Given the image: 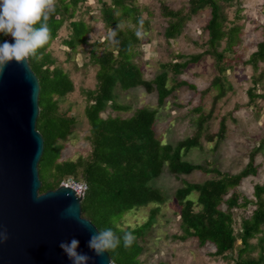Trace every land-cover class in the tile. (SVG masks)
Instances as JSON below:
<instances>
[{
    "label": "trees",
    "instance_id": "trees-1",
    "mask_svg": "<svg viewBox=\"0 0 264 264\" xmlns=\"http://www.w3.org/2000/svg\"><path fill=\"white\" fill-rule=\"evenodd\" d=\"M87 1L58 0L56 12L48 20L52 39L38 49L40 59H27L40 88L36 120V130L43 138V153L38 163L41 181L39 193L55 190L69 178L84 182L87 191L80 204L82 217L88 219L97 230L110 228L121 237L120 245L107 252L111 264H140L144 232L155 218L158 206L166 201L163 192L151 185L152 180L158 178L164 168L176 177L188 175L192 171H211L214 178L203 183H185L175 191L181 233L176 238L183 241L196 239L200 246L210 245L214 249L211 255L215 257L233 252L239 240L241 247L236 250L234 264H264V187L254 186V202L248 201L238 190L244 179L256 176L254 157L262 148L264 140L250 153L249 161L242 171L227 174L208 169V166L189 164L183 159L189 150L201 147L202 138L207 142L224 139V120L220 121L217 132L204 135L203 125L211 118V111L203 114L200 109H196L198 116L193 135L175 145L163 144L156 138L154 125L158 112L155 109L140 107L128 118L101 116L107 108L112 112L129 110L126 105L116 103L117 89L126 92L143 88L146 93L156 95L158 107L163 106L179 88L188 86L193 89L194 86L185 81L175 82V78L187 66L196 64L204 56L214 57L219 67L218 76L210 85L217 91L213 98V108L224 92L221 82L224 54L232 51L241 29L239 26L226 28L227 20L222 15V5H230L235 0H188L186 12L160 4V17L166 23L163 38L168 42L178 38L183 22L199 11L209 9L210 18L203 28L207 35L206 50L188 59L177 54L172 62L161 65L162 71L151 80L143 79L142 71L135 63L142 45L138 26L145 29L148 27V22L140 18V9L133 0H97L104 27L106 30L116 29L115 40L118 43L105 38L103 42L95 43V48L90 51L89 61L97 67L95 86L82 91L85 99L83 114L89 128L85 139L90 150L86 157L63 160L62 143L75 132L77 120L69 111L60 109L59 100L74 91V84L67 72L55 66L56 62L48 48L64 25H67L69 35L62 43L68 51L74 53L87 42L90 27L83 19L75 18L77 9ZM125 23H132L133 27H117ZM8 36L0 33V43ZM221 42L225 43V47L219 52ZM177 60L183 61L174 62ZM244 63L253 71H258L260 65L264 64V41L257 43L255 51ZM169 72L172 78H169ZM263 75L264 67L259 76ZM169 81L173 83L171 86ZM247 94L249 106L256 95L253 89L248 90ZM194 195L195 200L192 198ZM239 198L243 201L242 205H252L254 208L241 220L239 232L235 234L232 210L239 206ZM148 204L158 206L151 211L149 221L144 226L135 229L119 227L118 223L124 214ZM125 231H131L136 237L128 248L124 247L122 239ZM253 239H256V244L251 246L249 241ZM255 248L259 250L256 258H243V255H248L247 252ZM157 264L167 263L161 261Z\"/></svg>",
    "mask_w": 264,
    "mask_h": 264
},
{
    "label": "rangeland",
    "instance_id": "rangeland-1",
    "mask_svg": "<svg viewBox=\"0 0 264 264\" xmlns=\"http://www.w3.org/2000/svg\"><path fill=\"white\" fill-rule=\"evenodd\" d=\"M133 2L140 9L141 20L148 22L146 29L138 26L142 45L135 59L144 80L155 78L162 71L161 65L172 62L177 54L188 59L206 50L207 35L203 28L210 18L209 9L199 11L189 20H185L179 37L168 42L163 38L166 23L160 17V4L186 12L188 0H133ZM222 15L227 20L226 28L239 26L241 29L232 51L224 54L222 60L224 71L221 75L224 92L213 108V98L217 91L210 85L218 76L219 67L214 57L204 56L196 64L187 66L175 78V82L185 81L194 86L193 89L188 86L179 88L161 107L157 105L156 95L146 93L143 88L126 92L117 89L116 103L126 105L129 110L112 112L107 108L101 116L105 118L118 115L128 118L140 107L155 109L158 112L154 125L156 138L163 144L175 145L178 141L193 135L198 116L196 109H200L203 114L211 111V118L203 125L204 135L217 132L220 121L224 120L226 125L224 139L207 142L202 138L201 147L189 150L183 159L189 164L208 166V169H216L221 173L237 174L247 165L250 153L264 140V75L259 76L264 64L260 65L258 71H253L244 63L255 51L257 43L264 41V0H235L230 5H222ZM75 18H81L89 25L87 42L74 53L68 51L62 43L69 35L67 25H64L48 48L56 62L55 66L67 72L74 84V91L59 100L60 109L69 111L77 120L75 132L62 143L63 160L86 157L90 150L85 139L89 128L83 114L85 99L82 91L93 89L95 86L97 67L89 61L90 51L95 48V43L103 42L109 31L104 27L97 0H89L82 4L77 9ZM118 25L120 29L133 27L132 23ZM224 47L225 43L221 42L218 51H222ZM181 61L183 60L174 62ZM168 76L172 78V73L169 72ZM172 84V81H169V85ZM250 89L254 90L256 98L247 106L250 102L247 91ZM254 165L256 176L244 179L238 189L244 198L252 202L255 201L254 186L264 187V144L254 157ZM214 177L211 171H192L188 175L176 177L164 168L161 175L152 180L151 185L165 195V203L160 206L148 204L129 211L118 223L122 229L142 227L149 221L151 211L158 206L156 216L142 238L143 253L139 257L140 264H157L161 261L167 264H234L236 250L241 247L239 240L233 252L223 257H215L211 255L214 249L210 245L200 246L196 239L183 241L176 238L181 233L178 206L174 199L175 191L185 183H203ZM192 198L195 200L196 195ZM242 202L239 198V206L232 210L235 234L239 232L241 220L254 208L252 205H242ZM249 242L254 246L256 239ZM258 252L259 250L255 248L254 251H248V255H243V258H256Z\"/></svg>",
    "mask_w": 264,
    "mask_h": 264
},
{
    "label": "water",
    "instance_id": "water-1",
    "mask_svg": "<svg viewBox=\"0 0 264 264\" xmlns=\"http://www.w3.org/2000/svg\"><path fill=\"white\" fill-rule=\"evenodd\" d=\"M39 90L27 60L8 63L0 75V233L8 236L0 242V264H72L59 244L73 237L77 251L92 258L88 264H111L107 252L98 257L87 247L97 229L81 215V196L62 185L39 193Z\"/></svg>",
    "mask_w": 264,
    "mask_h": 264
},
{
    "label": "clouds",
    "instance_id": "clouds-1",
    "mask_svg": "<svg viewBox=\"0 0 264 264\" xmlns=\"http://www.w3.org/2000/svg\"><path fill=\"white\" fill-rule=\"evenodd\" d=\"M57 3L58 0H0V33L5 36L10 35L14 41L10 43L5 40L0 43V75L12 61L20 63L29 57L41 58L37 52L52 39L48 20L56 12ZM37 24L40 26L36 27ZM116 35V29H110L106 38L113 43H118L115 40ZM68 212L74 215L71 205ZM76 218L82 221L80 217ZM7 239L6 233H0V242ZM122 239L124 247L128 248L136 237L131 231H125ZM120 243L121 237L108 228L97 230L92 234L87 247L99 257L109 250H115ZM78 247L79 240L74 237L70 241H61L59 244V248L72 264H88L92 258L87 253L78 252Z\"/></svg>",
    "mask_w": 264,
    "mask_h": 264
},
{
    "label": "built area",
    "instance_id": "built-area-1",
    "mask_svg": "<svg viewBox=\"0 0 264 264\" xmlns=\"http://www.w3.org/2000/svg\"><path fill=\"white\" fill-rule=\"evenodd\" d=\"M60 185L71 188L77 196H81L82 198L87 191V185L84 182H78L70 178L61 182Z\"/></svg>",
    "mask_w": 264,
    "mask_h": 264
}]
</instances>
